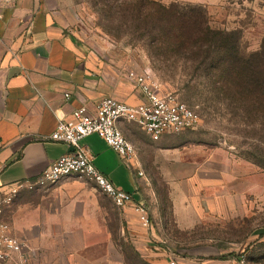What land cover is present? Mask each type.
I'll list each match as a JSON object with an SVG mask.
<instances>
[{
  "label": "crops",
  "instance_id": "obj_1",
  "mask_svg": "<svg viewBox=\"0 0 264 264\" xmlns=\"http://www.w3.org/2000/svg\"><path fill=\"white\" fill-rule=\"evenodd\" d=\"M74 17V0H0V187L35 181L53 163L70 154L72 149L67 144L50 137L59 123L72 120L80 108L94 112L96 104L105 98L134 106L145 102L124 75L87 49L71 25ZM82 145L91 151L93 163L102 174L148 209L152 222L149 229L142 227L131 208L121 212L128 230L125 233L144 248L156 243L155 249L166 253L167 209L150 188L147 164L136 156L134 164L128 165L97 135L86 138ZM164 157L174 165L181 163L176 152H167ZM193 165L189 183L204 184L217 193L204 197L212 201L211 207L205 210L201 206L198 210L202 214L220 213L221 201L229 206L234 195L221 193L222 182L207 181L205 176L221 178V169L209 164ZM171 210L181 218L184 214L194 215L193 207L186 202L181 211L176 205ZM117 213L114 203L96 183L70 177L55 185L21 192L7 208L5 218L11 233L36 251L32 264H123L113 243L112 215ZM201 218L173 224H221L215 217ZM188 253L194 258L178 260L180 264H214L211 248Z\"/></svg>",
  "mask_w": 264,
  "mask_h": 264
},
{
  "label": "rangeland",
  "instance_id": "obj_2",
  "mask_svg": "<svg viewBox=\"0 0 264 264\" xmlns=\"http://www.w3.org/2000/svg\"><path fill=\"white\" fill-rule=\"evenodd\" d=\"M149 1L158 6L174 7L196 18L200 13L191 10L202 9L211 30L235 35L230 38V45H237L239 56L243 58L264 51V0ZM74 3L75 17L71 18V25L89 51L114 66L122 76L150 74L163 94L176 95L200 117V125L195 130L169 136L160 142L152 141L135 124H122V131L135 146L138 159L149 167L150 188L167 209L168 223L164 243L167 252L156 250V243L144 248L125 233L127 225L125 229V217L121 215L124 210L118 209L117 215H112L113 243L123 264H180L178 260L194 258L188 250L203 248L213 250L214 256L210 259L214 264H235L243 257L248 264H264V238L258 237L264 233V170L242 157L247 142L242 132L244 128L229 122L224 105L209 100L210 83L200 76L202 73L194 69L188 58L196 56L184 51L179 53V41L164 44L152 40L147 32L151 31V23L145 22L138 13V7L144 5L142 0H74ZM161 55L166 58L162 59ZM167 152L179 154L181 163L174 165L173 161H167L164 157ZM193 164H209L213 169H221V178L205 176L207 181L222 182L221 193L234 195L229 206L221 201L220 213L206 211L202 214L198 210L201 206L205 210L211 207L212 201L204 197L217 193L204 184L189 183ZM187 196L192 199L188 200ZM185 202L193 207L194 215L184 214L183 218L173 215L171 208L176 205L179 212ZM203 215L220 219L221 224L195 227L173 224L180 220H201ZM181 228L189 229L181 231ZM174 249L182 252L174 254ZM161 254L169 257L163 258ZM12 264L32 263L19 259Z\"/></svg>",
  "mask_w": 264,
  "mask_h": 264
},
{
  "label": "built area",
  "instance_id": "obj_3",
  "mask_svg": "<svg viewBox=\"0 0 264 264\" xmlns=\"http://www.w3.org/2000/svg\"><path fill=\"white\" fill-rule=\"evenodd\" d=\"M144 96L140 105H129L112 98L98 102L94 112L82 107L73 113L70 121L61 122L50 140L67 144L71 153L63 156L45 170L35 181H23L0 187V264H12L19 259L31 260L36 251L11 233V225L6 220V210L25 190H35L38 186L55 185L63 179L79 177L93 181L99 190L112 200L117 209L131 208L139 217L142 227L152 226L148 209L137 204L131 193L117 188L93 163L91 151L82 145L86 138L97 135L115 150L128 165L134 164L137 156L135 146L129 142L122 124H135L154 142L165 136L179 135L195 130L200 125L199 115L179 98L163 94L159 84L148 73H129L126 76ZM69 97V95H67ZM142 177L143 174L140 173ZM235 264H248L245 257Z\"/></svg>",
  "mask_w": 264,
  "mask_h": 264
},
{
  "label": "trees",
  "instance_id": "obj_4",
  "mask_svg": "<svg viewBox=\"0 0 264 264\" xmlns=\"http://www.w3.org/2000/svg\"><path fill=\"white\" fill-rule=\"evenodd\" d=\"M142 1L138 13L151 23V31L146 30L152 40L164 44L179 41V53L196 56L188 58L209 81V100L224 105L229 122L244 128L248 143H244L242 157L264 170V51L250 58L239 56L237 45H230L235 35L211 30L202 9L191 10L200 13L196 18L174 7Z\"/></svg>",
  "mask_w": 264,
  "mask_h": 264
}]
</instances>
